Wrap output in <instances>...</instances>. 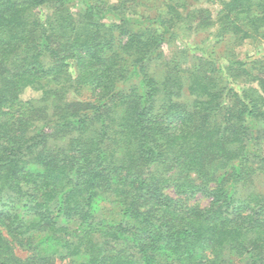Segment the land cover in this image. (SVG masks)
<instances>
[{"label": "trees", "instance_id": "obj_1", "mask_svg": "<svg viewBox=\"0 0 264 264\" xmlns=\"http://www.w3.org/2000/svg\"><path fill=\"white\" fill-rule=\"evenodd\" d=\"M199 1L0 0V264H264V0Z\"/></svg>", "mask_w": 264, "mask_h": 264}, {"label": "rangeland", "instance_id": "obj_2", "mask_svg": "<svg viewBox=\"0 0 264 264\" xmlns=\"http://www.w3.org/2000/svg\"><path fill=\"white\" fill-rule=\"evenodd\" d=\"M110 3H116L118 0H108ZM81 7L80 4L74 5L72 7V10L76 12L79 8ZM193 7H208L210 8L212 15L216 17L218 11L221 8L220 4H209L205 0H200L199 2L195 3ZM141 11L151 13L153 12L150 8L142 6L140 8ZM216 31V28H211L208 30H199V31H194L190 32L188 36V40L193 42H202L205 40L207 37L211 36L212 33ZM182 42L179 41V39L173 40L171 43L169 42L168 44H165L163 47L164 55L167 59H171L176 55V51L179 48H182ZM236 53L239 56V58L244 59L248 56H256V55H261L264 54V41H251L247 40L245 43L242 45L236 47ZM191 61V59L189 60ZM183 62L184 66L188 67L190 65V62ZM42 95V91L39 90L38 88L35 87H28L25 89V91L22 94V98L27 100V99H38ZM257 187H262L264 185V179L260 178L256 181ZM168 192L174 196L177 197L174 193L173 190H168ZM188 203L190 205H200L202 207L208 206L210 204V198L207 196L203 195L202 193H196L194 196L188 198ZM17 253L25 257L27 255V252L25 250H22L20 248L17 249Z\"/></svg>", "mask_w": 264, "mask_h": 264}]
</instances>
